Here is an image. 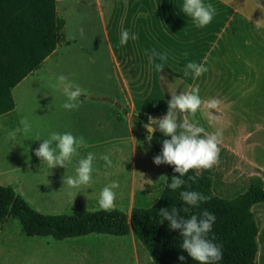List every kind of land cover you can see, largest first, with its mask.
<instances>
[{"label":"rangeland","instance_id":"obj_1","mask_svg":"<svg viewBox=\"0 0 264 264\" xmlns=\"http://www.w3.org/2000/svg\"><path fill=\"white\" fill-rule=\"evenodd\" d=\"M203 2L213 5L216 11L210 24L197 27L181 11L184 0H56L57 15L65 22L64 38L70 43L59 44L35 72L16 86L20 92L17 102L12 91L17 109L0 116V185L14 188L42 214L102 209L96 193L103 189L102 184L108 186L113 181L119 187L114 189L116 199L110 209L129 215L133 207L149 208L160 196L161 181L167 170L164 164H154L156 154L149 144L148 132L136 127L132 117L143 113L148 118H162L167 114L169 101L164 92L171 97V91L179 94L198 88L201 108L194 114L187 113L186 118L202 126L206 133L221 135L219 162L208 169H197V174L210 176L212 193L222 199L244 193L250 182L258 178L249 175L248 180L237 179V173L239 166L253 169L251 158L244 155L250 152L246 146L251 144V139L247 141L251 119L257 116V102L264 97V86L259 84L250 89L253 77L249 75L238 87L236 81L239 70H252L258 65L264 68L263 62L249 49L264 52V47L253 45L244 35L245 30L232 10L239 6L236 0ZM124 29L138 38L122 45L120 34ZM152 49L168 54L161 71L155 67L161 61L149 62ZM188 62L204 64L208 70L200 77H194L191 72L185 75ZM60 75L81 87L80 103H109L121 121L115 142L85 152L95 155L92 179L79 188L63 183L64 177L66 181L67 177L76 175L79 157H72L65 167L50 168L35 156V149L50 135L45 125H59L64 118L83 117L84 123L77 126V134H72L77 138L82 136L88 145L97 141L87 134L93 118L111 115L112 110L104 103L64 109L66 97L62 87L56 86ZM244 86L249 87L244 89L243 98L238 97ZM212 101L216 102L215 106H210ZM25 117L32 124L31 132L17 133L11 138L9 134L22 127L20 121ZM130 120L142 152H137L136 174H132L133 151L126 126ZM104 155L110 157L111 166L101 159ZM226 166L231 176L226 175ZM144 184L150 188L146 194L140 189ZM251 211L258 225L264 222V203L254 205ZM260 242L263 246V237ZM134 244L141 264H153L146 249L130 234L118 237L91 234L55 240L26 237L12 218L0 222V264H134ZM260 258L258 262L264 264V251Z\"/></svg>","mask_w":264,"mask_h":264},{"label":"trees","instance_id":"obj_2","mask_svg":"<svg viewBox=\"0 0 264 264\" xmlns=\"http://www.w3.org/2000/svg\"><path fill=\"white\" fill-rule=\"evenodd\" d=\"M65 22L57 15L56 0H0V116L12 112L15 103L12 90L36 71L64 38ZM165 97L170 100L167 93ZM140 130L149 123L143 113L132 117ZM156 155L162 152V143L170 139L156 130L148 137ZM167 170L165 184L157 201L149 208L133 207L130 214L118 209L80 211L74 214H42L33 209L10 186L0 185V222L7 218L17 220L26 237H50L65 240L91 234L126 236L132 233L149 254L153 264H197L181 247L178 230H170L169 222L160 223L163 208L190 207L199 214L207 210L216 216L209 238L222 246L223 258L215 264H256L258 227L251 208L264 203V184L253 179L248 189L232 198L222 199L212 193V178L198 175L195 169L183 177L186 184L175 191L167 188L174 165L164 164ZM189 176H195L193 183ZM183 190H194L211 199L198 207L185 205L180 198ZM181 215H184L181 213ZM187 218V217H186ZM185 260L181 261L180 256Z\"/></svg>","mask_w":264,"mask_h":264},{"label":"clouds","instance_id":"obj_3","mask_svg":"<svg viewBox=\"0 0 264 264\" xmlns=\"http://www.w3.org/2000/svg\"><path fill=\"white\" fill-rule=\"evenodd\" d=\"M181 11L187 14L196 23L197 27H204L212 22L216 10L211 4L205 5L203 0H184ZM81 34H83L82 29ZM137 38L135 33H130L124 29L120 34V43L124 45L129 39L136 40ZM167 58L168 54L166 52L158 53L155 49H152L151 54L148 56L150 63L155 62L157 59L161 61V63L155 64L159 71L163 69V62ZM207 70L204 64L188 62L185 75L191 72L194 77H200ZM57 81L56 86L62 87L63 94L66 97V102L62 107L66 110L78 108L80 105L79 98L83 94L81 87L64 75H60ZM170 95L171 99L168 101L167 114L159 119L149 117V123L146 127L148 131L147 138L152 137V133L157 129L166 137H170V139L163 141L162 152L153 158V162L156 165H174V172L178 173L179 176L173 175L171 182L167 184V188L175 191L186 184L183 177L189 170L208 169L219 162L220 149L218 145L221 133H206L202 126L186 118L187 113L194 114L201 108L202 100L198 88L179 94L174 90L170 92ZM215 103V101H212L210 106H215ZM20 124L22 127H18L9 134L11 138L14 139L17 133L27 135L31 132L32 124L28 118L22 119ZM82 146H87L82 136L77 138L71 132H51L49 138L44 139L39 147L35 149L34 154L50 168L65 167ZM94 159L95 155L92 152H89L86 157L80 158L75 169L76 175L67 177L66 181L64 177L63 183L66 182L69 187L73 188L89 184L92 179ZM101 159L106 162L107 166H111V159L108 155L102 156ZM188 180L195 183L196 177L189 176ZM118 187L119 183L113 181L101 190L98 204L102 209L108 210L113 207L116 199L114 189ZM180 198L185 205L191 207H198L200 203L211 199L210 196L194 190L181 191ZM190 212V207L160 209V223L167 220L170 230L179 231L182 240L180 247L197 264H215L223 258L222 246H218L213 242V238H209L216 216L207 210H203L199 214H189ZM181 213L184 215H181ZM179 259L184 261L185 257L181 255Z\"/></svg>","mask_w":264,"mask_h":264},{"label":"crops","instance_id":"obj_4","mask_svg":"<svg viewBox=\"0 0 264 264\" xmlns=\"http://www.w3.org/2000/svg\"><path fill=\"white\" fill-rule=\"evenodd\" d=\"M236 4H238L239 6L237 8H232V10L235 12L237 17L239 18V21H238L239 24L245 30L244 35L253 45L264 47V0H236ZM57 12H58V5H57ZM245 43L247 46H249L247 41H245ZM249 49L252 51L253 54L257 55V57L263 62V67H264V52L260 50L254 51L251 48ZM239 74H240L239 79L236 81V87H238L244 81L245 76L247 75L253 77L252 83L250 87L249 86L242 87L243 90L247 87H249L250 89H255L257 85L259 84L264 86V68H262L260 65H258L257 68L253 66L252 70H247V69L239 70ZM16 89L17 87L14 88L12 91H13L14 100L17 102V98H19L20 92L18 90L16 91ZM244 92L245 90L242 91L238 95V97L241 95V98H243ZM88 103L91 105H98V103H104V102H85V103H80V104L88 105ZM104 104H107L110 110H112L110 111L111 115H104L103 118H93L94 120L91 121L92 125L90 129L87 130V134L91 138H95L97 141L92 142L88 145L85 144L87 145V148L83 146L80 147L77 150V153L73 155V157L74 156L79 157V158L85 157L89 153L88 151V153L85 154L87 150H90L94 147H98L100 145H106L110 142H115L117 140L116 128H117V125H119L121 121L117 119L115 110L114 108H112V105H110L109 103H104ZM263 106H264V97H261L259 98L257 102V116L256 117L253 116L251 119V131L247 139V141L251 139L250 146L249 145L246 146L248 149L250 148V152L247 151L246 154L244 155V157L251 158V165L253 166V169L250 170L248 169L247 166H244L241 168L240 166L239 167L237 166L240 170L239 173H237L238 175L237 179L243 177L248 180L249 175H251V176H256L260 178L264 184V107ZM16 109H17V106L15 104L14 110L10 113H13L14 111H16ZM6 115H9V113ZM83 120H84L83 117H74L71 119L64 118L62 119V122L59 125L47 123L45 125V131L50 132V133L56 132V131H59L60 133L74 132L73 134L76 135L78 132L77 126L82 125L84 123ZM126 126H127L128 135L130 136V141L132 143V151H133L132 166H131L132 174H136V167H137L136 156H137V152L142 153L140 151L141 146L138 148L136 144L137 140L133 136L131 120ZM95 154H98V152H95ZM243 160L245 162L247 161L246 158H243ZM226 168H227V173H228V174L226 173V175L231 176V174H229L230 173V170L228 169L229 167L226 166ZM195 171L197 173V169H195ZM165 179H166V175L163 174V179L160 185L161 186L160 194L163 190ZM106 184L107 183L102 184L101 187L104 188L105 186H107ZM146 185L147 184L140 186V189L143 190L142 192L145 194L148 192V188H149V186L147 187ZM248 187L249 185L247 186L246 190L248 189ZM70 190L72 191L73 189H70ZM100 192L101 191L99 190V192L96 193L97 194L96 196H100ZM68 195L71 196L70 193H68ZM260 215L263 216V214H260ZM257 227H258V234L256 237V242H257L256 264H262L258 262V260L261 261L260 256L262 257V253L264 251L263 250L264 245L262 246L260 242V239L264 237V222H261L260 225L257 224ZM129 234L133 238L132 233H129ZM136 250H137V247L134 244L133 245V252L135 256L134 264H141V261L140 259H138V256L136 254L137 253Z\"/></svg>","mask_w":264,"mask_h":264},{"label":"water","instance_id":"obj_5","mask_svg":"<svg viewBox=\"0 0 264 264\" xmlns=\"http://www.w3.org/2000/svg\"><path fill=\"white\" fill-rule=\"evenodd\" d=\"M147 125H148V124H145V125H144V127H145L146 131H147V127H146ZM147 132H148V131H147ZM152 134H153V133H152Z\"/></svg>","mask_w":264,"mask_h":264},{"label":"bare ground","instance_id":"obj_6","mask_svg":"<svg viewBox=\"0 0 264 264\" xmlns=\"http://www.w3.org/2000/svg\"><path fill=\"white\" fill-rule=\"evenodd\" d=\"M262 232V231H261ZM262 235V234H261ZM263 243H264V237H263ZM259 250V249H258Z\"/></svg>","mask_w":264,"mask_h":264}]
</instances>
